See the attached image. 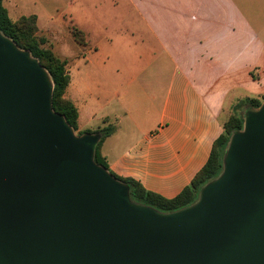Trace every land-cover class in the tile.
<instances>
[{"label": "water", "instance_id": "95a60500", "mask_svg": "<svg viewBox=\"0 0 264 264\" xmlns=\"http://www.w3.org/2000/svg\"><path fill=\"white\" fill-rule=\"evenodd\" d=\"M53 82L0 30V264H264V99L243 112L220 173L172 212L133 202L94 160Z\"/></svg>", "mask_w": 264, "mask_h": 264}, {"label": "crops", "instance_id": "0c3cea01", "mask_svg": "<svg viewBox=\"0 0 264 264\" xmlns=\"http://www.w3.org/2000/svg\"><path fill=\"white\" fill-rule=\"evenodd\" d=\"M3 4L13 19L35 15L56 42L57 30L81 32V41L59 47L78 131L111 126L100 148L107 169L164 198L206 164L224 117L241 113V100L264 96L260 87L252 96L238 89L251 88L252 68L264 64V41L242 0Z\"/></svg>", "mask_w": 264, "mask_h": 264}, {"label": "trees", "instance_id": "16d2710c", "mask_svg": "<svg viewBox=\"0 0 264 264\" xmlns=\"http://www.w3.org/2000/svg\"><path fill=\"white\" fill-rule=\"evenodd\" d=\"M0 30L4 35L10 37L20 48L29 50L32 56L36 57L48 71L53 82V108L55 111L62 113L72 128L78 131L77 108L74 103L65 96L66 88L70 81L69 75L66 72L67 60L43 46V38H38L36 36V16H21L17 19H13L9 16L3 4V0H0ZM72 30L74 36L81 41V32L74 28H72ZM263 99L264 96L262 99L246 98L238 103V106L242 107L241 113H232L228 119L223 122V132L214 142L206 164L194 176L190 184L184 187L175 197L167 199L145 190L134 180L116 178L129 185V194L133 202L152 206L162 212H172L191 205L196 201L200 188L220 173L222 169V157L229 138L233 132L243 127L244 110L247 107H258ZM112 129L111 126H108L95 130L79 131V134L85 132L101 134V138L95 148L94 160L96 163L106 168H108V166L100 148L104 138L111 133Z\"/></svg>", "mask_w": 264, "mask_h": 264}, {"label": "rangeland", "instance_id": "374dc122", "mask_svg": "<svg viewBox=\"0 0 264 264\" xmlns=\"http://www.w3.org/2000/svg\"><path fill=\"white\" fill-rule=\"evenodd\" d=\"M243 4L242 6L245 7L246 12L250 15L253 16V18H250V21L252 22V25H254V27L260 32L259 37L264 41V2L260 1V0H252V1H248V0H242ZM11 16L13 14H10ZM13 17V16H12ZM263 30H260V29ZM58 34H57V41H54V39L47 33L42 32L41 30L36 31V36L38 38H43L44 40V44L43 46L50 49L52 52H54L55 54H57L58 56L62 57L60 55L59 52V47L62 46H67V47H71L74 45V42L76 40H78V38L76 36H74L73 34V30H71L73 36H71L70 34H66L64 32V30H57ZM259 42V38L256 40V43L258 44ZM261 69V70H260ZM252 73H254V78H255V82L254 80L251 81L252 83V87L251 88H245V86L241 85L238 87V89H242L245 90L248 94L250 93V95H255L253 93H255V89H264V64H262L261 68H252ZM226 115L224 117V122L228 119V117L230 116ZM77 134H79V131H75Z\"/></svg>", "mask_w": 264, "mask_h": 264}]
</instances>
